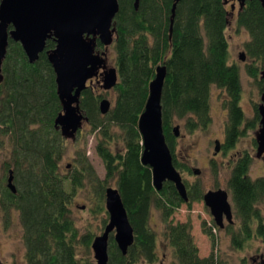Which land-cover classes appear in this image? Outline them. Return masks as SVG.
Here are the masks:
<instances>
[{
    "label": "trees",
    "instance_id": "1",
    "mask_svg": "<svg viewBox=\"0 0 264 264\" xmlns=\"http://www.w3.org/2000/svg\"><path fill=\"white\" fill-rule=\"evenodd\" d=\"M117 1L113 50L118 82L114 103L102 114L101 92L87 86L80 96L85 123L95 135L94 150L104 165L103 178L96 173L85 150H77L72 163H67L65 170L61 168L67 139L55 127L62 106L46 54L55 46L54 39L46 40L44 50L33 63L19 42L8 39L0 66V152L5 154L0 207L5 217L10 211L18 213L26 264H95L91 253L95 233L80 232L72 216V203L77 191L89 189L95 199L91 211L107 215L103 218L104 227L108 219L105 189L112 186V181L126 209L134 239L123 254L111 233L107 264H155L159 260L157 233L150 225L153 209L160 215L163 237L172 249L170 264H223L213 251L212 229L219 227L214 220L210 227L202 224L212 246L209 254L203 256L194 241L190 218L182 222L172 218L181 205L190 208L193 201L202 200L201 183L186 182L187 200L178 194L172 182H163L159 190L154 187L150 167L140 160L138 118L155 68L164 64L162 128L177 169L173 154L174 121L182 120L190 133L207 129L211 124L213 87L227 95L224 105L228 109V148L242 135L244 122L251 128L259 124L257 107L255 117L247 121L240 105V68L230 61L225 34L230 18L225 0H179L172 25L174 0H139L137 8L134 0ZM235 23L249 35L244 49L252 62L246 65V71L258 77L261 84L264 7L260 1L245 0ZM251 162L249 154L239 157L227 181L232 212L238 222L228 223L226 230L232 247L238 249L254 236L264 235L259 208L264 202V174L251 178ZM9 169L15 191L7 185ZM213 170L216 175L217 167Z\"/></svg>",
    "mask_w": 264,
    "mask_h": 264
},
{
    "label": "water",
    "instance_id": "2",
    "mask_svg": "<svg viewBox=\"0 0 264 264\" xmlns=\"http://www.w3.org/2000/svg\"><path fill=\"white\" fill-rule=\"evenodd\" d=\"M171 7L172 25L176 4ZM239 8L245 0H237ZM264 7V0H259ZM139 0H134L137 8ZM226 3V0H225ZM117 0H0V66L5 57L8 39L19 42L29 62H35L44 50L46 40L53 38L55 46L46 51L48 61L55 73L57 94L62 109L55 118V127L65 139H74L76 133L86 121L80 107L81 92L102 69L103 79L100 87L108 90L118 82L115 66L106 67L105 52L96 50L97 42L109 46L114 40V17L118 11ZM233 8V5H231ZM171 32V26H170ZM244 60L245 53L238 54ZM166 76V66L157 65L155 75L149 82L148 97L144 109L138 118V130L141 135L142 152L140 160L151 169L154 187L161 189L163 182L174 184L178 194L187 200L186 186L179 170L174 166L172 153L162 128L161 95ZM259 78L263 80V92L257 106L259 126L255 132L256 156L264 153V61ZM110 102L106 98L99 101V110L107 113ZM178 135V126L173 127ZM198 173V169H194ZM12 170L9 169L7 185L15 191L12 182ZM203 202L209 208L214 222L223 227L224 218L232 223V205L228 192L223 188L204 192ZM105 208L107 223L101 234L91 243L95 264H107L109 236L113 235L116 245L123 254L134 239L133 228L128 220L126 209L118 189L108 186L105 189ZM264 264V261L261 262Z\"/></svg>",
    "mask_w": 264,
    "mask_h": 264
},
{
    "label": "rangeland",
    "instance_id": "3",
    "mask_svg": "<svg viewBox=\"0 0 264 264\" xmlns=\"http://www.w3.org/2000/svg\"><path fill=\"white\" fill-rule=\"evenodd\" d=\"M231 5H233V8H231ZM226 6L229 10L230 18L228 27L225 30L230 61L237 63L240 68L242 84L240 105L246 119H248L247 121H249L255 117V108L260 102L263 86L262 83H259L258 77L256 79L246 71V65L251 64L252 59L244 49V43L249 39V35L245 29L237 28L235 23L239 3L236 0H226ZM240 52L245 53L244 60L239 59L238 54ZM108 56L109 64L114 65L115 52L113 50V42L109 45ZM88 81L87 86L89 85ZM114 87L104 91H102V88H91L97 90L99 93L101 92V99L106 98L111 106L116 96ZM221 93L223 91L216 87H213L211 90V124L207 129L190 133L184 128V122L182 120H175L173 124V126H178V135H174L173 139V154L176 163H178V170L187 183L189 181L192 184L196 181L201 183L203 193L210 189H227V181L230 175L228 153H231L234 157L240 153L251 155L252 162L248 171L251 178L264 174V157L256 156V148L253 141L255 132L259 126L256 120L255 127L252 128L245 126L246 124L244 122L242 135L235 142V145L229 148L230 150L227 151L226 155L214 154V141L222 139L227 117L226 109L223 106L224 99ZM95 142V135L93 132H90L89 124L83 122L82 127L76 133L74 139L69 138L66 140V152L61 162L62 170H65L67 163H72L77 150H85L96 173L100 178H103L105 176L104 165L94 150ZM214 157L217 163L211 162V158ZM4 160L5 154L0 152V183L2 181L1 177L3 176ZM215 166L217 167L216 175L213 174L214 170H212ZM194 168L199 170V174H194ZM110 185L114 186V183L110 181ZM91 196H93L92 193L86 187L77 191L72 203V216L81 233L92 230L96 236L102 233L104 228L103 218L107 217V215L104 212L94 214L91 211L95 203V199ZM228 200L232 204L230 194H228ZM259 208L264 219V202L259 205ZM172 218L174 222H182L190 218L192 235L199 248V253L203 256L208 255L212 248L211 239L202 231V224L210 227L213 217L203 200L193 201L190 208L186 204L181 205L173 213ZM232 219L235 223L238 222L234 213ZM223 223V227H215L212 229L215 236L213 251L218 255V259L223 264H261L264 261V235L254 236L244 248H234L231 245V237L226 230L228 222L225 218ZM150 225L156 231L158 240L157 252L159 260L155 264H170L173 259L172 249L163 237L164 224L161 221L159 213L154 209L151 212ZM24 252L25 246L22 239V226L18 213L15 210L10 211L9 216L5 217L0 207V264H26ZM91 253L93 256L92 251Z\"/></svg>",
    "mask_w": 264,
    "mask_h": 264
},
{
    "label": "flooded vegetation",
    "instance_id": "4",
    "mask_svg": "<svg viewBox=\"0 0 264 264\" xmlns=\"http://www.w3.org/2000/svg\"><path fill=\"white\" fill-rule=\"evenodd\" d=\"M232 1H234V0H232ZM237 1V0H236ZM238 2V1H237ZM99 42H97V46H96V50H98L99 52H102V51H104L105 52V54L103 55L102 54V56H104V58H105V64H106V67H111V66H114V65H111V64H109V60H108V54H109V46H107V47H105V46H103L102 44H100ZM99 72H98V74L96 75V76H94L93 78H91V80H89L88 81V86H91L92 88H101L100 87V85H101V83H102V79H103V74L101 73L103 70L102 69H99L98 70ZM102 91H103V89H102ZM223 91V93H221L222 95V97H223V106H224V108L226 109V114H227V117H226V123H227V121H228V109H227V107L224 105V101L225 100H227V95H226V93H225V91L224 90H222ZM258 122V121H257ZM254 123H255V121H254ZM226 125V124H225ZM224 125V130H223V137H222V139L221 140H216V141H214V147H215V152H214V154L215 155H218V154H224V155H226L227 154V151H229L230 149L228 148V146H227V143H226V126ZM258 125V124H257ZM79 131V130H78ZM77 131V132H78ZM254 141V144H255V148H256V141H255V139L253 140ZM235 145V144H234ZM231 153H228V164L230 165V171H231V168H232V166H233V164L236 162V160L239 158V157H241V156H243V155H245V153H240L239 155L237 154V155H235V157L232 155ZM251 156V155H250ZM258 157H264V153H262L260 156H258ZM211 162H213V163H217L216 161H215V157L214 158H211ZM215 165V164H214ZM214 168V167H213ZM213 168H212V170H213ZM195 169V168H194ZM194 169H193V172H194ZM194 174H199V173H195L194 172ZM213 174H215V173H213ZM182 179H183V177H182ZM196 181V180H195ZM183 182H184V184H185V186H186V181L183 179ZM193 182V181H192ZM188 184H192L191 183V181H189V183ZM187 188V187H186ZM216 189H218V188H216ZM225 190H227V192H228V194H229V190H228V186H227V189H225ZM186 192H187V189H186ZM204 194V193H203ZM187 199H188V197H187ZM202 200H203V198H202Z\"/></svg>",
    "mask_w": 264,
    "mask_h": 264
},
{
    "label": "bare ground",
    "instance_id": "5",
    "mask_svg": "<svg viewBox=\"0 0 264 264\" xmlns=\"http://www.w3.org/2000/svg\"><path fill=\"white\" fill-rule=\"evenodd\" d=\"M104 91V90H103Z\"/></svg>",
    "mask_w": 264,
    "mask_h": 264
}]
</instances>
